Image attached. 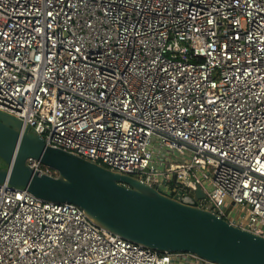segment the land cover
Returning <instances> with one entry per match:
<instances>
[{
    "label": "built area",
    "instance_id": "obj_1",
    "mask_svg": "<svg viewBox=\"0 0 264 264\" xmlns=\"http://www.w3.org/2000/svg\"><path fill=\"white\" fill-rule=\"evenodd\" d=\"M0 112L171 197L201 189L200 208L264 237V0H0ZM0 264L215 263L6 180Z\"/></svg>",
    "mask_w": 264,
    "mask_h": 264
},
{
    "label": "water",
    "instance_id": "obj_2",
    "mask_svg": "<svg viewBox=\"0 0 264 264\" xmlns=\"http://www.w3.org/2000/svg\"><path fill=\"white\" fill-rule=\"evenodd\" d=\"M0 183L37 199L81 208L97 226L161 253H192L215 264H264V237L234 227L202 209L195 198L166 195L139 179L46 145L20 120L0 112ZM40 161L57 177L26 165ZM13 161V163H12Z\"/></svg>",
    "mask_w": 264,
    "mask_h": 264
},
{
    "label": "rangeland",
    "instance_id": "obj_3",
    "mask_svg": "<svg viewBox=\"0 0 264 264\" xmlns=\"http://www.w3.org/2000/svg\"><path fill=\"white\" fill-rule=\"evenodd\" d=\"M165 156L168 158V160H170V161H174L175 160V157H174V155H173V153H166L165 154ZM1 160V159H0ZM3 164H4V162H3ZM2 163H0V166L2 167V165H3ZM0 167V168H1ZM58 176V174H56V177ZM212 208V206L211 205H208L207 206V209H211Z\"/></svg>",
    "mask_w": 264,
    "mask_h": 264
},
{
    "label": "trees",
    "instance_id": "obj_4",
    "mask_svg": "<svg viewBox=\"0 0 264 264\" xmlns=\"http://www.w3.org/2000/svg\"><path fill=\"white\" fill-rule=\"evenodd\" d=\"M1 161H2V160H1ZM2 164H3V161H2ZM1 168H8V167H7L6 164L4 163V164L2 165Z\"/></svg>",
    "mask_w": 264,
    "mask_h": 264
},
{
    "label": "flooded vegetation",
    "instance_id": "obj_5",
    "mask_svg": "<svg viewBox=\"0 0 264 264\" xmlns=\"http://www.w3.org/2000/svg\"><path fill=\"white\" fill-rule=\"evenodd\" d=\"M0 163H2V161L0 160ZM1 167V166H0Z\"/></svg>",
    "mask_w": 264,
    "mask_h": 264
},
{
    "label": "bare ground",
    "instance_id": "obj_6",
    "mask_svg": "<svg viewBox=\"0 0 264 264\" xmlns=\"http://www.w3.org/2000/svg\"><path fill=\"white\" fill-rule=\"evenodd\" d=\"M12 163H13V161H12Z\"/></svg>",
    "mask_w": 264,
    "mask_h": 264
}]
</instances>
